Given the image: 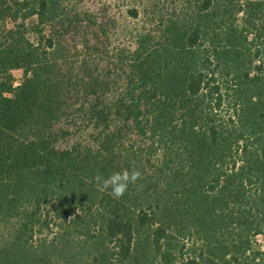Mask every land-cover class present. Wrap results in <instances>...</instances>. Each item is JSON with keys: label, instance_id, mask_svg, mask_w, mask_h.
I'll use <instances>...</instances> for the list:
<instances>
[{"label": "trees", "instance_id": "16d2710c", "mask_svg": "<svg viewBox=\"0 0 264 264\" xmlns=\"http://www.w3.org/2000/svg\"><path fill=\"white\" fill-rule=\"evenodd\" d=\"M260 236L264 0H0V264H264Z\"/></svg>", "mask_w": 264, "mask_h": 264}, {"label": "clouds", "instance_id": "9594fccd", "mask_svg": "<svg viewBox=\"0 0 264 264\" xmlns=\"http://www.w3.org/2000/svg\"><path fill=\"white\" fill-rule=\"evenodd\" d=\"M138 178V172L129 173L124 171L122 173H114L107 179L102 180V183L106 189H110L111 195L118 199L125 195L129 184L135 183Z\"/></svg>", "mask_w": 264, "mask_h": 264}, {"label": "rangeland", "instance_id": "374dc122", "mask_svg": "<svg viewBox=\"0 0 264 264\" xmlns=\"http://www.w3.org/2000/svg\"><path fill=\"white\" fill-rule=\"evenodd\" d=\"M15 78H16V84H18L23 76V72L21 70H15L14 72ZM260 241H264V236L259 237Z\"/></svg>", "mask_w": 264, "mask_h": 264}]
</instances>
